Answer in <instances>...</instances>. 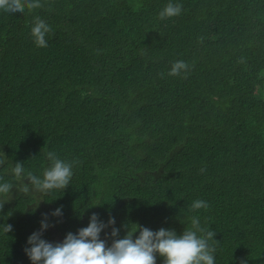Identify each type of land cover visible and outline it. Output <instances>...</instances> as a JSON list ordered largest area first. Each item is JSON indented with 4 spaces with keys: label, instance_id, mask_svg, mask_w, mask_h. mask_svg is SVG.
Masks as SVG:
<instances>
[{
    "label": "trees",
    "instance_id": "16d2710c",
    "mask_svg": "<svg viewBox=\"0 0 264 264\" xmlns=\"http://www.w3.org/2000/svg\"><path fill=\"white\" fill-rule=\"evenodd\" d=\"M40 2L0 10V183L13 185L0 264H32L42 214L55 244L93 213L115 219L107 246L135 224L180 235L196 216L215 232V264H264V0ZM168 3L182 12L160 20ZM36 17L47 47L30 36ZM178 60L186 78L167 74ZM48 152L73 162L70 184L21 193L12 168L42 178ZM195 200L209 207L190 211Z\"/></svg>",
    "mask_w": 264,
    "mask_h": 264
},
{
    "label": "clouds",
    "instance_id": "9594fccd",
    "mask_svg": "<svg viewBox=\"0 0 264 264\" xmlns=\"http://www.w3.org/2000/svg\"><path fill=\"white\" fill-rule=\"evenodd\" d=\"M40 0H0V10L9 14L23 13L25 9L32 11L42 8ZM182 12V5L168 3L158 14L160 20L175 17ZM49 25L44 20L36 17L31 26L30 36L37 47H47L46 34L51 32ZM201 41L203 37L199 38ZM190 65L185 61H175L167 73L169 76L186 75ZM163 75V74H161ZM49 166L44 170L42 178L32 172L25 173L23 164L17 162L12 168V173L17 180H26L19 188L21 193L27 194L32 188L41 193L51 190H63L69 184L73 176V162H66L58 158L55 152H48ZM3 161L0 160V164ZM203 170V169H202ZM13 185L9 182L0 183V195L11 192ZM9 200V199H8ZM8 200L0 202V208ZM208 203L203 200H195L191 204L190 211L207 209ZM61 209L57 208L52 215H61ZM48 214H42L39 231L33 232L27 243L31 247L24 251L32 264H156V254L163 257V264H215L214 253L216 247L210 245L214 240V231L201 227L200 220L194 216L191 218V227L178 235L175 230L160 228L152 231L139 226L132 230L127 228L123 238L113 239L110 246L100 239V233L109 225L115 223L113 217H109L107 224L99 221L97 214L93 213L86 227L80 228L76 234L68 232L60 243H50L42 239L43 230L50 225L46 222ZM139 229V235L133 238V233ZM12 226L5 224L4 232L7 234ZM199 234V235H198ZM110 235L117 237L119 229L113 227Z\"/></svg>",
    "mask_w": 264,
    "mask_h": 264
},
{
    "label": "rangeland",
    "instance_id": "374dc122",
    "mask_svg": "<svg viewBox=\"0 0 264 264\" xmlns=\"http://www.w3.org/2000/svg\"><path fill=\"white\" fill-rule=\"evenodd\" d=\"M54 243V242H53ZM56 244V243H55Z\"/></svg>",
    "mask_w": 264,
    "mask_h": 264
}]
</instances>
